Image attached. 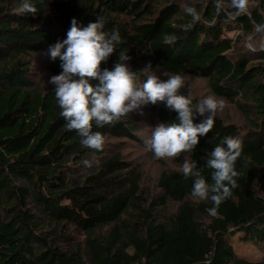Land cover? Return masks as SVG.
Returning <instances> with one entry per match:
<instances>
[{
  "label": "trees",
  "instance_id": "16d2710c",
  "mask_svg": "<svg viewBox=\"0 0 264 264\" xmlns=\"http://www.w3.org/2000/svg\"><path fill=\"white\" fill-rule=\"evenodd\" d=\"M31 2L35 15L21 12L22 0H0V264H264V32H256L264 0H249L248 13L234 19L217 14L216 0ZM188 6L201 20L186 31ZM73 18L119 30L102 67L127 55L140 83L149 72L180 74L193 107L206 96L225 101L192 151L158 159L147 147L154 129L147 138V115L155 126L178 122L164 103L94 123L105 137L102 150L66 129L48 82L62 69L47 50L66 38ZM227 137L242 142L240 175L213 216L211 200L192 196L194 177L182 165L196 161L212 184L206 160ZM149 161L157 165L151 180ZM239 242L260 256L237 249Z\"/></svg>",
  "mask_w": 264,
  "mask_h": 264
},
{
  "label": "clouds",
  "instance_id": "9594fccd",
  "mask_svg": "<svg viewBox=\"0 0 264 264\" xmlns=\"http://www.w3.org/2000/svg\"><path fill=\"white\" fill-rule=\"evenodd\" d=\"M215 7L217 14L226 12L234 19L248 13L249 0H230L234 12L225 9L223 0H216ZM20 10L33 15L38 11L31 0H22ZM184 11L192 18V23L185 25L187 31L201 20V14L194 6L185 7ZM104 23L97 19L81 26L73 18L66 38L58 39L47 50L52 61L59 59L62 69L48 82L54 85L55 98L61 109L59 114L66 121V129L78 132L84 147L102 150L105 137L100 131H93L94 123L98 127L114 124L143 106L164 103L177 113L178 122H161L155 126L151 138L146 141L147 147L158 159L175 158L192 151L200 137L213 128L215 115L225 107V101L206 96L193 107L192 98L181 92L187 86V78L180 74L161 78L149 72L146 80L140 83L139 75L127 63L131 59L127 55L121 56L111 69L102 67L120 42L119 30L106 33ZM256 32H264V25H257ZM174 39L165 36L167 43H173ZM260 47L264 50V43ZM150 68L149 63L146 70ZM93 80L99 83L93 84ZM197 117L203 119L197 123ZM224 145L216 146L206 160L205 167L212 170V184L201 175L196 161L185 160L182 165L184 175L194 177L192 196L202 201L211 200L214 207L209 212L213 216L237 187L236 178L240 175L236 162L243 151L241 140L227 137Z\"/></svg>",
  "mask_w": 264,
  "mask_h": 264
},
{
  "label": "rangeland",
  "instance_id": "374dc122",
  "mask_svg": "<svg viewBox=\"0 0 264 264\" xmlns=\"http://www.w3.org/2000/svg\"><path fill=\"white\" fill-rule=\"evenodd\" d=\"M233 33H234V31L229 32V34H233ZM150 116L151 115H147V117L145 119V120H147V123H146V137L147 138H149V135H150L148 132L149 128L155 127L154 120ZM146 166H147V170H148V180H151L152 175L154 174L157 165H155L152 161H149V162H146ZM238 245H237L238 246L237 249H244V251L247 254H249L251 257L257 258L260 256L259 250L252 248V246H250L248 244H242L241 242H239Z\"/></svg>",
  "mask_w": 264,
  "mask_h": 264
},
{
  "label": "bare ground",
  "instance_id": "6f19581e",
  "mask_svg": "<svg viewBox=\"0 0 264 264\" xmlns=\"http://www.w3.org/2000/svg\"><path fill=\"white\" fill-rule=\"evenodd\" d=\"M185 41V40H184Z\"/></svg>",
  "mask_w": 264,
  "mask_h": 264
}]
</instances>
